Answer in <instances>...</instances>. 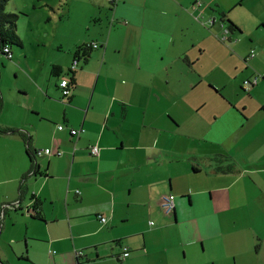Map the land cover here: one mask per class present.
Masks as SVG:
<instances>
[{"label": "crops", "instance_id": "1", "mask_svg": "<svg viewBox=\"0 0 264 264\" xmlns=\"http://www.w3.org/2000/svg\"><path fill=\"white\" fill-rule=\"evenodd\" d=\"M89 3L0 92V264H264V0Z\"/></svg>", "mask_w": 264, "mask_h": 264}, {"label": "rangeland", "instance_id": "2", "mask_svg": "<svg viewBox=\"0 0 264 264\" xmlns=\"http://www.w3.org/2000/svg\"><path fill=\"white\" fill-rule=\"evenodd\" d=\"M90 9L89 0H11L7 4L5 11L19 16L16 34L21 47L10 46L12 60L0 55V92L5 109L11 108L12 98L20 101L27 98L18 88L27 85L25 75L29 69L41 72L39 60L46 55L42 45L48 47L58 39L68 41L73 35L85 34L86 20L92 14ZM64 16L67 18L63 19ZM90 22L93 24L94 20Z\"/></svg>", "mask_w": 264, "mask_h": 264}, {"label": "built area", "instance_id": "3", "mask_svg": "<svg viewBox=\"0 0 264 264\" xmlns=\"http://www.w3.org/2000/svg\"><path fill=\"white\" fill-rule=\"evenodd\" d=\"M110 1H113V0H110ZM200 7H202V4H201L200 1H196L194 3V5H193V8H200ZM208 23L211 25L213 23V20L212 19L209 20ZM227 33H228V29H224V31L222 33L223 36L221 37L222 40H225L224 35L227 34ZM92 48H96V45L95 44L92 45ZM0 54H2L8 60H11V51H10L9 47L6 46V47L2 48ZM254 56H255V52L251 51L248 59H251ZM76 66H77V60H74L70 69L74 70L76 68ZM258 78H259V76H254L252 79L244 81L243 82L244 90L247 91L251 87H254L255 85H257ZM59 88L61 89V93H62L63 97H68L69 96L70 88H69V82L67 80H62L59 83ZM57 129L59 131H61V130H63V126L60 125V126L57 127ZM82 132H84V131L81 128L80 129H70L69 130V134L72 137H75V138H78V136ZM89 150H90L89 152H90V154L92 156H97L98 155L99 149L96 146L90 147ZM42 153L45 154V155H49L50 151L48 149H45V150L42 151ZM61 154H62L61 152H57L56 153L57 156H60ZM161 207L167 212H172L174 210V208H175V197L172 196V195H168V196L162 197V199H161ZM16 208H17V205H16ZM35 214H36V211L33 210V209H28L25 212V215H27V216H35ZM99 219H100V222H102V223L106 222V219L103 218V217H100ZM149 225L150 226H154V223L150 222ZM75 254H76V258H80V257L83 256V253L81 251H76ZM128 256H129V249H128V247L123 246L122 247V253H121V255L118 258H119V260H124Z\"/></svg>", "mask_w": 264, "mask_h": 264}, {"label": "trees", "instance_id": "4", "mask_svg": "<svg viewBox=\"0 0 264 264\" xmlns=\"http://www.w3.org/2000/svg\"><path fill=\"white\" fill-rule=\"evenodd\" d=\"M10 1L11 0H0V53H1V49L6 46L9 48L12 45L21 47V41L16 34V24H17L19 16L13 13H7L5 11L6 6ZM228 24H229L230 30L236 29V27L231 22H229ZM80 54H81V57L84 59V61H86L89 56V48L85 46L77 47L74 53V60H76L80 56ZM56 73H59V69L58 67H53L52 74H56ZM73 73H74L73 70L70 69L69 71V75H70L69 88L70 89L74 88Z\"/></svg>", "mask_w": 264, "mask_h": 264}]
</instances>
